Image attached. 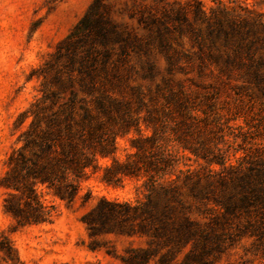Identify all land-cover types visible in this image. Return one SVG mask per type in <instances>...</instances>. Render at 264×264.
Listing matches in <instances>:
<instances>
[{
  "label": "trees",
  "instance_id": "1",
  "mask_svg": "<svg viewBox=\"0 0 264 264\" xmlns=\"http://www.w3.org/2000/svg\"><path fill=\"white\" fill-rule=\"evenodd\" d=\"M262 4L244 3L238 10L200 5L192 22L182 8L147 11L139 14L144 33L138 34L113 17L106 0H92L41 69L39 96L14 121L15 128L28 123L0 177L9 233L50 224L55 201L72 206L82 198L81 184L101 172L107 185L142 178V199L101 196L80 219L90 237L146 238L147 248L127 249L124 264H149L157 255V264H167L189 243L204 248L219 240V230L254 236L264 258V15L256 10ZM197 20L205 25L204 38ZM181 23L189 29L190 54L169 42L170 25L181 33ZM154 44L167 74L192 73L195 89L172 87L165 78L146 94L128 85L129 59L152 69ZM238 79L255 96L235 91L231 81ZM228 91H235L237 103L234 112L224 113L218 102ZM232 113L243 118L242 125H229ZM224 128L233 151L214 137L223 139ZM130 133L132 152L119 160L116 141ZM236 152L241 155L227 164ZM104 159L110 163L101 165ZM181 160L192 164L177 168ZM89 198L87 192L82 202ZM0 257L5 264H23L4 232Z\"/></svg>",
  "mask_w": 264,
  "mask_h": 264
},
{
  "label": "rangeland",
  "instance_id": "2",
  "mask_svg": "<svg viewBox=\"0 0 264 264\" xmlns=\"http://www.w3.org/2000/svg\"><path fill=\"white\" fill-rule=\"evenodd\" d=\"M92 0H0V177L4 172L3 162L16 145V139L28 120L19 128H15L14 121L19 113L24 111L33 100L39 96L40 84L43 80L42 68L51 61L50 54L55 51L61 41L82 17ZM110 4L113 17L126 23L130 29L138 34L144 33L138 17L147 11L160 15L163 9H185L192 22L200 5L205 10L216 6L238 10L244 3L264 0H106ZM258 13L264 15V4L256 6ZM175 23V21H173ZM170 25V24H169ZM176 25V24H175ZM182 32L179 33L170 25L172 30L169 40L172 48L190 54L194 48L190 42L188 27L181 23ZM195 26L200 29L204 38L205 25L198 20ZM154 46L150 49L149 61L152 69L145 61L131 57L128 62L130 76L128 85L137 88L143 94L154 92L157 85H163V79H168L172 87L178 84L195 89L191 79L192 73L174 71L167 74L163 56ZM241 79L231 81L235 91L241 95L252 94L254 91L246 89ZM237 87H242L241 89ZM235 91L222 93L219 107L224 113L234 112L232 108L237 103ZM244 101L247 97L244 96ZM263 105L264 100L261 99ZM259 102V100H257ZM231 109V110H230ZM228 111V112H227ZM228 115V114H227ZM237 116V117H236ZM229 125L235 127L243 124V118L230 114ZM236 117V118H235ZM225 137L217 138L218 146L233 151L235 143L230 144V131L225 129ZM144 134L148 131L143 129ZM135 136L130 133L118 138L116 158L124 160L132 150L129 139ZM214 138V139H215ZM188 156L187 153H185ZM241 155L236 152L230 156L228 163L234 164V159ZM101 165H108V159L100 160ZM191 161H178L177 168L185 169L183 164ZM217 169L216 166H212ZM98 172L81 184L82 198L76 200L72 206L55 201L56 210L50 224L28 226L9 233L10 219L2 212L4 191L0 189V233L8 234L23 264H124L121 257L127 255V249L147 248L145 237L116 235L113 233L88 236L81 216L94 207L101 196L109 200L134 202L143 197L141 188L142 178H123L116 185H107L100 181ZM90 193V198L82 202L83 196ZM198 213V212H197ZM198 216L197 214H195ZM200 217V216H199ZM219 240H210L204 248L187 244L180 248L167 264H264L260 251L261 246L254 236H238L220 231ZM158 255L149 264H157ZM198 258V259H197ZM0 264H5L1 261ZM17 264V263H15Z\"/></svg>",
  "mask_w": 264,
  "mask_h": 264
}]
</instances>
